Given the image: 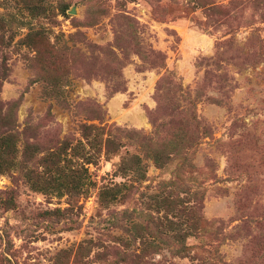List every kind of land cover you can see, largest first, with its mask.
Returning a JSON list of instances; mask_svg holds the SVG:
<instances>
[{
	"label": "rangeland",
	"instance_id": "rangeland-1",
	"mask_svg": "<svg viewBox=\"0 0 264 264\" xmlns=\"http://www.w3.org/2000/svg\"><path fill=\"white\" fill-rule=\"evenodd\" d=\"M0 264H264V0H0Z\"/></svg>",
	"mask_w": 264,
	"mask_h": 264
},
{
	"label": "water",
	"instance_id": "water-1",
	"mask_svg": "<svg viewBox=\"0 0 264 264\" xmlns=\"http://www.w3.org/2000/svg\"><path fill=\"white\" fill-rule=\"evenodd\" d=\"M70 12H73V10H70Z\"/></svg>",
	"mask_w": 264,
	"mask_h": 264
}]
</instances>
